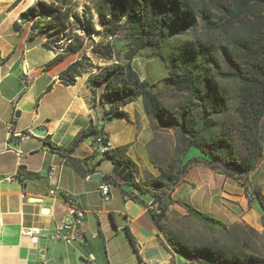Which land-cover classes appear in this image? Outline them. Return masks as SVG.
I'll return each mask as SVG.
<instances>
[{
  "label": "trees",
  "instance_id": "trees-1",
  "mask_svg": "<svg viewBox=\"0 0 264 264\" xmlns=\"http://www.w3.org/2000/svg\"><path fill=\"white\" fill-rule=\"evenodd\" d=\"M72 1L52 0L50 4L38 1L20 15L19 21L32 23L31 39L40 35L47 38L45 48L57 53L51 65L67 56L83 53L61 73L64 85H74L78 77L90 74L89 84L95 94L97 89L103 90L104 104L109 106L105 112L108 119L119 116L130 121L123 108L142 99L145 114L156 129L179 134L185 157L178 166H172L171 172L162 173L155 181L146 178L138 183L136 164L121 149H114L101 156L102 160L113 164V174L105 176L104 180L113 185L120 180L158 203L160 213L153 214L150 209L148 213L168 247L183 256L186 264H264V260L252 256L240 259L210 246L185 245L170 231L168 218L170 208L177 205L205 227L227 231L224 222L189 203L174 200L172 194L196 165H204L225 179L247 187L250 176L264 158V0H98L97 23L92 17L74 13L71 25L66 10ZM199 23L207 34L224 36L237 28L247 31L245 36L232 39L229 46L221 47L228 71L216 73L220 80L240 85L236 113L242 151L225 129L223 117L230 110V99L218 87L215 74L207 73L197 63L191 69L184 65V59L195 57L193 49L186 53L167 51L176 37L196 30ZM72 26L83 34V39L77 35L70 37L68 32ZM123 31H127L128 37L124 59L118 61L115 42ZM86 39L90 40L91 53L108 65H95L87 56ZM63 40L68 43L58 46ZM147 50L167 66L170 75L164 79L165 84L187 97L174 113L164 107L161 94L155 90L156 84L143 80L134 68L135 59ZM197 51L201 61L219 67L212 47L200 45ZM101 135L106 136L105 142L109 141L103 129L92 127L83 131L70 149L89 137H94L95 143ZM194 149L199 150L200 156L189 158ZM52 150L63 154L53 145ZM122 194L140 202L137 196L126 191ZM252 194L264 218V195L258 188H254ZM127 234L134 246L128 230Z\"/></svg>",
  "mask_w": 264,
  "mask_h": 264
},
{
  "label": "crops",
  "instance_id": "crops-1",
  "mask_svg": "<svg viewBox=\"0 0 264 264\" xmlns=\"http://www.w3.org/2000/svg\"><path fill=\"white\" fill-rule=\"evenodd\" d=\"M37 2L0 0V264H86L89 256L100 264L98 252H103L106 263L116 264L115 258L123 252L128 238L127 230L134 241L133 246L128 238L136 256L130 263L136 260L138 264L181 263V256L168 247L148 213L151 198L120 180L116 185L104 180L113 174V164L109 167L110 161L102 160L96 153L94 137L70 149L81 132L92 127L103 129L112 150L121 149L136 164L139 171L136 181L143 183L146 179L140 165L143 161L138 162L140 158L135 151L142 141L148 144L153 138L144 106L138 100L132 103L137 104L134 110L128 109L132 104L125 106L123 110L130 121L116 116L110 119V127L105 115L109 106L101 96L103 90L97 89L95 94L89 84L90 74L78 77L74 85H64L61 73L83 53L51 65L57 53L45 48L47 38L40 35L31 39L32 23L19 21L20 15ZM87 56L95 65H108L91 52ZM9 123L15 131L28 136L11 139L6 130ZM39 129L46 131L45 136L32 135ZM52 145L63 154L54 152ZM201 166L204 165H196L192 170ZM52 167L56 168L55 176L49 174ZM189 173L172 198L212 216L213 201L209 195L199 198L201 188L192 187ZM94 175H101L102 180L90 181ZM105 184L111 187L106 203L100 196ZM183 186L189 192L178 200L175 194ZM52 189L57 190L54 196L50 194ZM115 190L121 196L118 203H114ZM123 191L137 196L140 202L124 197ZM254 208L260 213L257 202ZM73 209L85 213L83 229L88 242L69 245L52 241L51 236L61 225L72 222ZM25 228H39L40 235L34 240L23 237ZM82 258L85 263L80 261Z\"/></svg>",
  "mask_w": 264,
  "mask_h": 264
},
{
  "label": "rangeland",
  "instance_id": "rangeland-1",
  "mask_svg": "<svg viewBox=\"0 0 264 264\" xmlns=\"http://www.w3.org/2000/svg\"><path fill=\"white\" fill-rule=\"evenodd\" d=\"M37 1H43L47 4L52 3V0ZM97 3L98 0H73L66 10V13H69L70 16L69 22L71 25L74 23L72 18L74 13L79 14L80 17H83V15L92 17V21L97 23L95 10ZM70 30L68 32L70 37L77 35L83 39V34L78 32L75 27L72 26ZM246 32V29L237 28L224 36L220 34H207L204 32L201 23H199L196 30L188 32L185 36L176 37L167 47V51L170 53L178 51L186 53V50L193 49L195 57L193 59H184V65L188 69H191L197 63L207 73L215 74L214 78L217 81L218 87L224 90L230 99V110L223 117L224 126L239 151H242V148L238 139L236 108L238 106L240 85L231 81H222L216 73L217 71L223 73L228 71L227 63L221 53V47L229 46L232 39L245 36ZM127 37V31H123L115 42L118 61H123L124 59V51L126 49L125 39ZM86 42V51L90 53V40L86 39ZM67 43L66 40H63L58 43V46L66 45ZM200 45L214 49L219 63L218 68L198 58L197 49ZM134 68L143 80L156 84L155 90L161 94V101L170 112L174 113L178 106L187 100L184 94L165 84L164 79L169 77L170 73L165 63L161 59L152 56L151 51L147 50L140 54L135 59ZM137 103H140L143 107L142 99L138 100ZM135 105L137 104L130 105L128 109L134 110ZM150 123L153 138L148 144L146 141H142L138 145L135 154L140 158L138 162L143 161L140 165L145 177L155 181L162 173L171 172L172 166L174 168L178 166L185 157L180 143V136L177 132L156 129L152 121ZM108 126L111 127V124H108ZM192 151L193 153L189 154V158L200 156L199 150L194 149ZM131 153L134 154V151ZM107 165L111 167L112 164L110 162ZM203 167L191 170L188 178L193 182L192 187L201 188L198 194L199 198L204 199L208 195L210 196L211 201H213L211 208L212 216L224 222L228 230L223 231L219 228L205 227L189 217L183 208L175 205L168 211L170 231L185 245L191 247L210 246L226 252L231 257L235 256L245 259L252 256L264 260V218L254 208L256 201L247 198L248 189L253 192L254 188H258L264 195V158L261 159L257 169L250 176V182L247 183L248 188L233 180L225 179L216 172L208 170V168L204 169ZM187 189V187H181L178 189L179 191L175 194V197L178 200L181 199L184 194L189 192ZM114 196V203L121 201L118 190L114 191ZM123 238H126V234H123ZM123 248V252L119 254L120 256L115 258V260H118L116 264H138L137 260L130 263V261L136 259V256H134L128 238L125 240ZM123 253L125 254V258H123ZM97 257L100 264H108L105 262L103 252H98ZM180 258L181 263L179 264H186L184 257L181 256ZM171 264L176 263L172 262Z\"/></svg>",
  "mask_w": 264,
  "mask_h": 264
},
{
  "label": "built area",
  "instance_id": "built-area-1",
  "mask_svg": "<svg viewBox=\"0 0 264 264\" xmlns=\"http://www.w3.org/2000/svg\"><path fill=\"white\" fill-rule=\"evenodd\" d=\"M6 130L9 134V137L11 139H24L28 135L19 133L14 130V125L12 123H9L6 125ZM106 136L101 135L96 138L94 146H95V151L99 156H103L106 152H109L112 150L111 143L110 141L105 142ZM50 176H55L56 174V168L52 167L50 169ZM50 194L52 196L57 194L56 189H52ZM100 196L101 200L103 202H108L111 196V187L108 184H105L101 187L100 189ZM25 196H23V199ZM247 198L249 200H253V194L252 191L249 189L247 190ZM72 203V200L71 202ZM149 209L153 214H159V205L158 203L151 202L149 204ZM73 215V220L72 222L65 223L61 225L57 231L51 236L52 241L56 242H62L65 244L69 245H81L85 244L88 242V236L84 233L83 225H84V220H85V213L84 211L78 210V209H73L72 211ZM41 230L39 228H34V229H23L22 235L23 237L30 238L32 240L36 239L37 236L40 235ZM92 239L97 238V236H92ZM44 264H50V263H44ZM86 264H96V259L93 256H89L86 259Z\"/></svg>",
  "mask_w": 264,
  "mask_h": 264
},
{
  "label": "water",
  "instance_id": "water-1",
  "mask_svg": "<svg viewBox=\"0 0 264 264\" xmlns=\"http://www.w3.org/2000/svg\"><path fill=\"white\" fill-rule=\"evenodd\" d=\"M110 122H111L110 119L107 120V124H110ZM45 134H46V131L45 130H41V129L32 132V135L36 136V137H43V136H45ZM101 180H102V176L101 175H94V176L90 177V181H101ZM80 261L82 263H85V259L84 258H82Z\"/></svg>",
  "mask_w": 264,
  "mask_h": 264
},
{
  "label": "bare ground",
  "instance_id": "bare-ground-1",
  "mask_svg": "<svg viewBox=\"0 0 264 264\" xmlns=\"http://www.w3.org/2000/svg\"><path fill=\"white\" fill-rule=\"evenodd\" d=\"M34 1V0H33Z\"/></svg>",
  "mask_w": 264,
  "mask_h": 264
}]
</instances>
